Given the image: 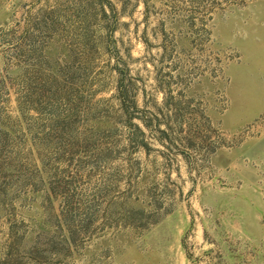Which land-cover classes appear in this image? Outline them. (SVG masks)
<instances>
[{"label":"rangeland","instance_id":"rangeland-1","mask_svg":"<svg viewBox=\"0 0 264 264\" xmlns=\"http://www.w3.org/2000/svg\"><path fill=\"white\" fill-rule=\"evenodd\" d=\"M0 264H264V0H0Z\"/></svg>","mask_w":264,"mask_h":264}]
</instances>
